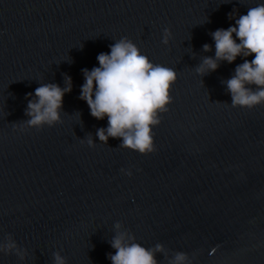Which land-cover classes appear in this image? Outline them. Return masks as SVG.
Listing matches in <instances>:
<instances>
[{
	"label": "water",
	"instance_id": "water-1",
	"mask_svg": "<svg viewBox=\"0 0 264 264\" xmlns=\"http://www.w3.org/2000/svg\"><path fill=\"white\" fill-rule=\"evenodd\" d=\"M262 3L0 0V242L10 235L26 253H0V264H54V252L66 264H111L117 222L141 246H163L158 264L177 252L191 264H264V104L231 107L223 83L254 56L195 71L215 56L210 34ZM121 38L177 73L146 156L120 139L100 143L107 117L94 119L79 99L82 69L99 67L97 56ZM64 75L72 91L61 122L22 131L28 94L44 83L63 88Z\"/></svg>",
	"mask_w": 264,
	"mask_h": 264
},
{
	"label": "clouds",
	"instance_id": "clouds-1",
	"mask_svg": "<svg viewBox=\"0 0 264 264\" xmlns=\"http://www.w3.org/2000/svg\"><path fill=\"white\" fill-rule=\"evenodd\" d=\"M210 35L215 44V56L202 57L195 68L196 75L203 77L215 72L221 62L231 64L238 56H254L251 62L244 59L235 68L234 75L223 83L231 96V107L251 110L264 104V3L249 8L246 15H240L235 19V26L218 29ZM171 38V31L165 28L161 43L167 46ZM211 50L208 44L202 47L205 53ZM96 59L99 67L90 71L82 69L84 83L79 99L87 104L94 119L99 121L107 117V128L96 131L99 142L107 144L109 138L120 139L119 148L135 151L141 156L152 153L155 150L152 129L161 123L159 114L166 113L167 106L172 103L169 93L177 77L176 71L150 62L127 38L115 41L110 45L109 53H101ZM63 79V88L44 83L35 89L34 98L28 94L24 114L29 119L24 121L22 131L25 128L39 130L45 125L53 127L61 122L63 97L72 91L71 77L64 75ZM252 86H255L254 90ZM87 145L89 148L95 146L91 138ZM121 172L129 177L132 175L130 170L121 169ZM113 227L115 235L110 246L115 255L107 256L111 264H158V253L167 259L168 253L162 245L145 248L135 242L130 232L122 230L119 222ZM0 253L14 254L20 260L26 254L10 235L0 242ZM52 258L54 264H66L59 252H54ZM168 264H191V260L187 254L177 252Z\"/></svg>",
	"mask_w": 264,
	"mask_h": 264
}]
</instances>
